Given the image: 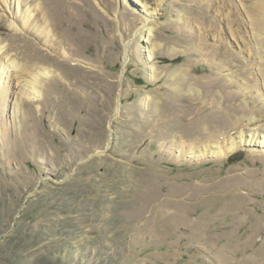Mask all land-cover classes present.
Here are the masks:
<instances>
[{
	"label": "rangeland",
	"instance_id": "374dc122",
	"mask_svg": "<svg viewBox=\"0 0 264 264\" xmlns=\"http://www.w3.org/2000/svg\"><path fill=\"white\" fill-rule=\"evenodd\" d=\"M25 1L0 46L48 75L6 97L0 52V264H264V149L230 151L264 135L257 0Z\"/></svg>",
	"mask_w": 264,
	"mask_h": 264
},
{
	"label": "bare ground",
	"instance_id": "6f19581e",
	"mask_svg": "<svg viewBox=\"0 0 264 264\" xmlns=\"http://www.w3.org/2000/svg\"><path fill=\"white\" fill-rule=\"evenodd\" d=\"M27 1V0H26ZM25 1V2H26ZM134 1V3H136V4H141V0H133ZM23 3V0H19V6L21 5ZM255 7H257V9H261V13H259V15L258 16H256V18H255V22H256V24H257V28L259 27V25H262L263 26V24H264V0H257V5H255ZM33 15H34V17L36 18V19H40L41 20V22H42V26H41V28H40V30H41V33H43V32H46L47 33V30H48V28H47V26L49 25V23L47 24V19H48V14H47V12L44 10V8L42 7V5H40V6H38V7H36L35 9H34V12H33V10L31 11V13H29V16H28V20H27V22H29V23H31L32 22V17H33ZM149 18H151L152 20H153V18H154V15L152 14L151 16H149ZM149 18H148V20H149ZM254 22V23H255ZM253 23V24H254ZM11 26H15L14 24H11ZM16 27V26H15ZM145 27V26H144ZM256 27V26H255ZM254 28V27H253ZM263 28V27H262ZM150 30V33H154V30L153 29H149ZM50 32V31H49ZM255 33V32H254ZM257 34V33H256ZM264 34V33H263ZM252 35H253V33H252ZM260 35V34H259ZM259 38L258 39H260V40H258V44L260 45L259 46V52L260 53H262L261 54V58L262 59H264V37L263 36H258ZM150 40H151V44H153L154 46H152V49L149 51L150 53H152V51H153V54H155L154 52H156V46H155V42L153 41L154 40V37H153V35H152V37L149 39V41H148V43H150ZM7 51V47H3V46H0V52H2V55H4V53ZM5 56V55H4ZM126 56L128 57L129 56V53H128V51H127V54H126ZM8 57L7 56H5V59H7ZM1 57H0V70H2L3 69V65H4V67L6 66L5 65V63L3 64L2 63V61H1ZM10 60H12V59H10V58H8V60H7V67L8 66H10V68H13V70H14V73H12V75L10 76V77H8L7 76V74L9 73V70L10 69H7V72H6V76H5V79H7L8 78V81H7V83H6V86H4V90H3V94H4V96H8V91H9V86L11 85V83H12V81H13V79L15 80H18V85L20 86V87H22V93L25 95V96H29V97H31V94H34L35 96H34V98L33 99H35L36 97H41L42 96V85H41V82H42V78H43V76H47L48 75V73L47 72H45V71H43V72H41V71H37V74L36 75H34L33 76V79H32V81H29V80H27V81H25L26 83L24 84L23 82V80L21 79V72H22V66L20 65V64H18L17 62H16V60H12V61H10ZM127 60V59H126ZM260 61V60H259ZM263 61V60H262ZM30 64H26V68H25V70H31V68L32 67H30ZM4 72L5 71H3L2 72V74H4ZM0 74H1V71H0ZM1 77V76H0ZM4 80V79H3ZM0 84H1V78H0ZM5 84V83H4ZM23 84V85H22ZM13 85V84H12ZM24 87V88H23ZM26 87H28V89L26 88ZM23 90H24V92H23ZM28 92H30L29 94H28ZM5 100H6V98H5ZM13 103V102H12ZM8 104V103H7ZM13 107H12V116L15 118V119H17L18 117H17V115H18V106H19V104L17 103V102H14V105H12ZM240 141H238V143L235 145V144H233L232 145V147H230V151L231 150H234V149H236L238 146H239V144L240 145H244V146H249V147H252V148H254V147H261V148H263L264 149V135H259V134H252V135H246L245 133H242V135H240ZM210 148H211V146H210ZM213 148V147H212ZM218 153L219 152H217L216 153V155H218ZM220 155V154H219Z\"/></svg>",
	"mask_w": 264,
	"mask_h": 264
}]
</instances>
